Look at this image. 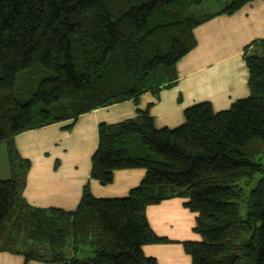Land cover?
Here are the masks:
<instances>
[{"label":"trees","instance_id":"trees-1","mask_svg":"<svg viewBox=\"0 0 264 264\" xmlns=\"http://www.w3.org/2000/svg\"><path fill=\"white\" fill-rule=\"evenodd\" d=\"M204 0H0V145L9 179H0V253L24 264H157L146 245L167 244L146 208L180 198L194 215L198 242L181 243L190 264H264V39L247 53L249 95L215 113L209 103L183 111L175 129H155L145 110L97 126L89 178L142 169L140 184L120 199L82 188L74 211L28 205L21 196L30 163L14 138L141 95L157 96L177 80L176 65L196 42L193 30L232 15L252 0H231L195 15ZM40 69L35 92L21 102L16 76ZM42 71V72H41ZM88 245L91 256L78 257Z\"/></svg>","mask_w":264,"mask_h":264},{"label":"crops","instance_id":"crops-1","mask_svg":"<svg viewBox=\"0 0 264 264\" xmlns=\"http://www.w3.org/2000/svg\"><path fill=\"white\" fill-rule=\"evenodd\" d=\"M229 3L230 0L224 1V5ZM193 37L196 46L176 65L177 80L157 96L146 93L136 104L130 100L132 105L124 102L96 109L79 116L68 129L65 127L70 121L17 135L15 149L30 163L21 192L25 202L35 208L69 212L76 209L85 185L94 198L120 199L140 184L145 174L142 169L114 171L112 183L107 186L89 178L100 123L131 119L137 109L149 106L155 129H175L183 124L186 108L206 102L217 113L247 98L248 76L243 54L247 46L264 39V0H252L232 15L213 17L196 27ZM253 51L259 52L260 48L249 46L247 53ZM10 175L5 146L0 145V179H9ZM184 202L173 198L146 208L152 232L169 241L142 248L143 254L154 258L157 264H190L181 243L198 242L200 238L193 232L195 217L183 206ZM0 264H24V258L0 253Z\"/></svg>","mask_w":264,"mask_h":264},{"label":"rangeland","instance_id":"rangeland-1","mask_svg":"<svg viewBox=\"0 0 264 264\" xmlns=\"http://www.w3.org/2000/svg\"><path fill=\"white\" fill-rule=\"evenodd\" d=\"M224 1L227 0H204L198 7H196L195 9H191V11L197 16L203 15L207 12L213 13L225 7L226 4L224 5ZM38 70L40 69H30L28 71L21 72L16 76L17 97L22 103L26 102L29 99L30 95L35 92L34 85L36 81L40 80L43 77H41V73ZM124 102H128V104L132 105V102L130 100ZM262 161L264 162V155ZM80 250L83 251L84 256H91V248L88 245L78 247V257H82V254H80Z\"/></svg>","mask_w":264,"mask_h":264}]
</instances>
